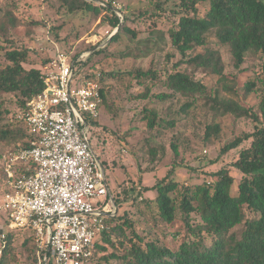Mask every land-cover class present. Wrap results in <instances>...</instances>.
Returning <instances> with one entry per match:
<instances>
[{
    "label": "trees",
    "instance_id": "trees-1",
    "mask_svg": "<svg viewBox=\"0 0 264 264\" xmlns=\"http://www.w3.org/2000/svg\"><path fill=\"white\" fill-rule=\"evenodd\" d=\"M55 1L69 16L80 12L95 15L107 13L105 17L109 18L118 32L102 45L103 50L114 45L123 31L136 38V34L126 27V17L112 3L96 6L89 0ZM200 3L208 5L203 14L198 9ZM182 7V12L177 15V28L171 32L170 39L173 48L184 60L175 65L172 73L163 74L164 93L155 96L152 94L154 85L161 77L153 70L103 73L100 82L119 81L129 77L145 89L144 95L136 99L147 101L154 97L159 103H170L180 96L192 99L194 103L197 98H204L215 117L233 116L252 120L255 123L254 133L236 138L221 151L222 155H226L243 143L251 142L250 147L242 150L239 160L233 164V168L240 173V180L236 182L229 170L222 169L210 174L211 181L189 187L174 181L171 178L174 173L172 170L170 177L167 176L153 188H144L140 195V205L149 211L152 206H156L158 219L163 224L174 227L178 212L180 213L182 224L173 233V237L176 239L183 232V238L176 248L163 244L159 239L147 241L139 235L129 215L125 212L120 216L118 201L113 197L117 213L107 220L109 230L96 242L90 264L95 262L97 256L105 255L109 248L115 249L118 255L113 253L109 258H100L108 264V259L117 260L118 264H264V0H184ZM117 11L123 16L122 22ZM7 33L6 25H1L0 35L4 37ZM4 43L7 46L0 47V50L4 52L6 65H0V95H13L18 111L12 121L6 123L5 118L10 113L5 101L0 100V145L9 146L0 156V194L6 186L1 167L4 158L19 149L27 148L32 139L27 124L19 117L28 111L30 102L44 90V73L38 69L25 68L30 65V50L15 46L9 38ZM220 47L230 49L237 76L225 75ZM95 48H98L97 44L91 46L88 52L82 53L90 54L87 65L92 71L94 65L92 66L91 59ZM196 49L202 50V54L187 55ZM82 54L74 52L73 58ZM249 54L259 56L261 68L258 72L252 71L255 82H245L240 86L237 78L251 71L243 68ZM50 63L46 60L43 65L48 66ZM180 66H186L187 69L180 71ZM188 69L202 70L217 77L216 87L209 88L202 81L196 80ZM253 94L260 95L257 112L247 104L248 97ZM101 97L105 99L104 89L101 90ZM193 105L188 103L181 111L187 113ZM142 113L149 130L160 125L161 118L155 110L145 109ZM167 124L170 128L175 127L174 123ZM220 133L219 125H211L206 129L205 140L218 137ZM172 149L178 156L177 147L172 146ZM142 183L141 179V186ZM149 191L155 192L154 198L142 196ZM138 211L143 213L141 209ZM116 222L119 224L111 228ZM26 231L32 234L35 242L34 234ZM15 233L17 232L7 235L0 264H5V259L13 251ZM115 235L124 238L119 246L113 241ZM124 241H128V244ZM27 243L29 239L26 240L25 244ZM34 249L35 264H38L37 248Z\"/></svg>",
    "mask_w": 264,
    "mask_h": 264
},
{
    "label": "rangeland",
    "instance_id": "rangeland-1",
    "mask_svg": "<svg viewBox=\"0 0 264 264\" xmlns=\"http://www.w3.org/2000/svg\"><path fill=\"white\" fill-rule=\"evenodd\" d=\"M89 1L96 6L112 3L126 17V27L136 34V38L123 31L114 45H108L103 50L102 45L118 32L109 18L105 17L107 13L95 15L80 12L69 16L55 0H0V26L6 25L8 28L7 36L0 35V47L5 48V39L9 38L15 46L29 49L30 65L25 68L46 73L49 65L44 66L43 62H52L57 49L67 54H82L97 44L98 48L94 52L90 51L93 52L91 64L94 65L95 72L102 76L109 72L153 70L161 77L154 85L152 94L155 96L164 93L163 74L172 73L175 65L184 60L173 48L170 39L171 32L177 28V15L182 12L184 0ZM198 9L203 14L208 5L200 3ZM219 49L225 64V75L237 76L230 49ZM198 54H202V50L196 49L187 55ZM261 64L259 56L247 55L243 68L251 71L237 78L240 86L245 82H255L252 71L258 72ZM0 65H6L4 52L1 50ZM186 69V66L179 67L180 71ZM188 71L209 88L216 87L217 77L202 70ZM100 86L105 90V99H102L98 126L93 130L97 140L95 152L103 162L110 190L118 201L119 214L123 216L126 212L134 221L137 233L147 241L159 239L163 244L176 248L183 238V232L178 238L173 237V233L182 224L180 213L178 212L174 227L163 224L158 219L156 206H152L149 211L140 205L142 191L144 188H153L167 176L170 177L172 170L174 173L171 178L189 187L211 181L210 174L222 169L229 170L236 182H239L240 173L233 168V164L239 160L241 151L250 147L251 142L243 143L226 155H222L221 151L236 138L254 133L255 123L247 118L215 117L204 98H197L194 103L192 99L180 96L170 103H159L154 97L147 101L136 99L144 95L145 89L129 77L119 81L106 80L105 83L100 82ZM221 95L223 96V92ZM0 100L6 103L10 114L5 122L10 123L18 111L16 98L4 94L0 95ZM259 102L258 94L247 99L248 106L253 107L256 112ZM188 103L194 104L192 109L187 113L182 112L181 109ZM145 109L155 110L161 118L160 125L152 131L143 119L142 112ZM167 122L174 123L175 127L170 128ZM211 125H219L221 133L207 141L206 129ZM172 146L177 147L178 156L174 154ZM8 149L9 146L1 144L0 156ZM148 171L152 172L145 173ZM142 196L154 198L155 192L149 191ZM116 224L119 223H113L111 228ZM126 233L129 234L128 231ZM31 235L27 231L14 234L13 251L5 259V264H35L36 243ZM27 239L29 243L25 244ZM123 240V237H113L117 246ZM124 242L128 244V241ZM113 253L118 255L115 249L109 248L105 255L97 256L93 264H108L100 258H109ZM108 260L109 264H118L117 260Z\"/></svg>",
    "mask_w": 264,
    "mask_h": 264
},
{
    "label": "built area",
    "instance_id": "built-area-1",
    "mask_svg": "<svg viewBox=\"0 0 264 264\" xmlns=\"http://www.w3.org/2000/svg\"><path fill=\"white\" fill-rule=\"evenodd\" d=\"M73 54L57 49L43 74L44 90L19 117L32 139L2 162L0 256L8 234L29 230L38 264H90L107 220L117 213L93 135L101 74L87 65L90 54Z\"/></svg>",
    "mask_w": 264,
    "mask_h": 264
}]
</instances>
